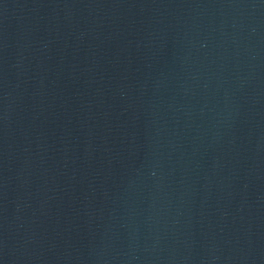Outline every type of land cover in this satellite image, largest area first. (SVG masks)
Returning a JSON list of instances; mask_svg holds the SVG:
<instances>
[{"label":"water","instance_id":"1","mask_svg":"<svg viewBox=\"0 0 264 264\" xmlns=\"http://www.w3.org/2000/svg\"><path fill=\"white\" fill-rule=\"evenodd\" d=\"M213 175L199 264H264V0H217Z\"/></svg>","mask_w":264,"mask_h":264}]
</instances>
